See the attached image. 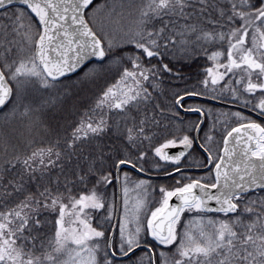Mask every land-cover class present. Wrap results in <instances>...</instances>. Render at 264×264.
Masks as SVG:
<instances>
[{"label": "snow or ice", "instance_id": "obj_1", "mask_svg": "<svg viewBox=\"0 0 264 264\" xmlns=\"http://www.w3.org/2000/svg\"><path fill=\"white\" fill-rule=\"evenodd\" d=\"M0 264H264V0H0Z\"/></svg>", "mask_w": 264, "mask_h": 264}, {"label": "water", "instance_id": "obj_2", "mask_svg": "<svg viewBox=\"0 0 264 264\" xmlns=\"http://www.w3.org/2000/svg\"><path fill=\"white\" fill-rule=\"evenodd\" d=\"M161 179H163V178H161Z\"/></svg>", "mask_w": 264, "mask_h": 264}]
</instances>
